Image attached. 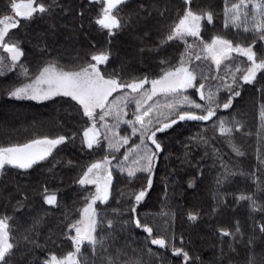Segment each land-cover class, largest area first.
Listing matches in <instances>:
<instances>
[{
    "label": "trees",
    "instance_id": "obj_1",
    "mask_svg": "<svg viewBox=\"0 0 264 264\" xmlns=\"http://www.w3.org/2000/svg\"><path fill=\"white\" fill-rule=\"evenodd\" d=\"M235 2L238 0H230V3ZM9 5L10 0H0V17L11 13ZM57 5L51 13L37 14L28 20L19 18V26L10 31L12 42L19 41L23 47L25 54L19 63L29 69L30 78L50 61H56L65 68H75L86 63L90 53L107 50L111 54L110 60L101 66L106 75L118 73L124 81L144 76L151 79L161 74L162 60L168 61L169 66L176 65L181 53L185 52L183 41L161 43L170 26L182 15L185 8L183 0H127L120 6L118 15L125 20L132 17V20L111 36L94 23L101 7L99 0H57ZM140 5H144L151 15L141 12ZM191 7L195 11L214 14L211 24L206 19L202 22L201 37L204 41L220 35L247 46L256 39L255 49L258 52L264 49V41H259L254 33L244 32L242 28L224 27L225 0H193ZM137 13L140 19L132 22ZM187 42L196 44L198 40L189 37ZM197 51L199 49H193V64L198 72L209 77L225 76L235 67L243 69L248 63L245 57L233 53L217 70L211 61H195ZM4 73L0 76V146L45 136L73 137L30 169L6 165L0 170V216L11 217L12 242L16 245L8 264H39L49 252L62 256L73 250V244L67 238L72 230L66 226L79 218L85 197L93 191L92 186H81L76 180L87 165L106 155L116 157L112 161L113 183L109 201L106 204L98 202L97 210L106 220L117 219L114 209L124 212L120 220L130 219L127 193L145 184L147 176L138 174V178L129 180L126 172L122 174L119 171L118 164L128 148L139 145L141 141L139 134L131 135V127L121 122L117 132L119 136L130 137L128 145L121 147L119 152H110L108 141L103 138L104 128L100 145L88 149L82 144V133L91 121L82 115L75 101L63 95L41 101L12 98L8 91L28 79L21 75L18 67ZM209 82L213 85L218 83L217 80ZM228 82H231L230 77ZM238 90L241 95L234 99L233 107L221 109L218 116L240 122L242 128L233 132L231 142L244 155L238 156L233 151L227 137L218 134L212 121L180 122L166 132L158 133L164 150L156 161L153 186L139 206L138 214L154 228L155 235L168 238L169 244L165 248L152 245L141 229L132 226L121 231L117 223L112 232L115 239L108 240L105 256L115 255L120 250L121 260L130 264L137 261L139 264H185L182 255H173L174 245L190 253L193 257L191 264H249L250 257L254 258V264H264V235L258 230L253 231L255 222L264 223V211L253 212L247 201L237 203L234 199V195L241 193L253 194L257 203L264 206V130L259 120V110L264 105V72L258 73L256 81L251 84L241 81ZM184 94L200 102L195 89ZM219 99L221 102L227 99L226 90H221ZM131 105L129 103L127 108ZM126 119H133V115L128 114ZM111 122L109 126L116 129L112 127L114 120ZM198 134L209 144L197 145L190 140ZM147 143L151 147V143ZM213 148L218 151L219 158L212 152ZM221 159L231 171L242 175L231 177L218 186L217 179L224 172ZM68 161L73 165L70 166ZM253 173L258 177L255 182ZM190 180L194 181L193 187L188 186ZM44 186L56 193V206L43 202L40 193ZM228 193L233 195H226V202L219 204L220 196ZM162 212L169 213V216L160 215ZM189 212L198 214L195 222L187 219ZM37 220L40 223H35ZM237 221L242 237L233 239L218 235L220 228L234 231ZM109 231L105 223L104 230L97 229L96 235L107 236ZM173 234L174 240L170 239ZM249 237L254 238L251 247L248 245ZM229 244L235 251L229 249ZM80 256L82 264H101L100 257L93 254L87 242L81 246Z\"/></svg>",
    "mask_w": 264,
    "mask_h": 264
},
{
    "label": "snow or ice",
    "instance_id": "obj_2",
    "mask_svg": "<svg viewBox=\"0 0 264 264\" xmlns=\"http://www.w3.org/2000/svg\"><path fill=\"white\" fill-rule=\"evenodd\" d=\"M99 2L101 7L94 23L100 29L107 30L109 36L114 35L116 30L125 27L129 20H132V17L125 20L124 17L118 15L120 6L126 4L127 0H99ZM183 3L185 8L182 15L178 16L177 20L170 26L168 34L161 41L162 44L173 40H180L185 43V52L181 53L177 64L169 66L168 61L162 60L161 64L164 67L161 68V74L156 78L150 79L148 76H144L143 78H133L131 81H124L118 73L106 75L101 70V66L106 65L110 60L111 54L107 50H97L90 53L87 62L75 68H65L56 61H50L38 71L34 78H30L29 69L19 63L21 57L25 54L23 47L19 41L12 42L10 31L19 26L17 17L28 20L37 14L51 13L58 6L57 0H50V2H45V0H10L9 6L12 14L0 17V49L8 54L7 59L10 60V65H6V58L0 56V76L5 74L3 70L5 67H8V71L18 67L21 75L28 79V82L20 83L18 86L11 88L8 95L16 99L27 98L32 100H47L57 95L70 97L72 101L79 105L82 115L91 121L90 126L84 128L82 133V144L88 149L100 145L101 133L97 126L98 120L103 122L100 127L106 129L103 138L108 141L107 147L110 152H119L121 147L129 144L130 137L113 133L112 138H109L107 133L111 132V127L106 118H113L115 124L112 127H119L121 122L129 125L131 135L139 134L141 143L132 145L124 153L123 159L118 164L119 171L122 174L126 172L129 180L138 178V174L147 176L145 184L127 193V212L130 219L120 220L119 217L123 216L124 212L114 209L117 219L106 220L98 212L96 205L97 202L106 204L109 201L113 183L112 160H115L116 157L111 156L110 158L106 155L102 159L87 165L76 183L81 186L93 185L95 191L85 197L84 205L79 210L80 218L66 226L67 229L75 232V235L67 234V238L73 244V250L62 256L49 252L44 259L40 260L39 264H82L81 245L85 241L92 247L93 254L100 257L101 264H130L129 261L121 260L120 250H117L115 255H104L107 252L108 240L115 239L112 232L115 230L117 223H119L121 231L132 226L141 229L147 234L146 239L152 245L161 248L168 246L169 239L165 236L155 235L154 228L144 222L138 214L139 206L153 186L156 161L164 150L158 139V133H164L180 122L212 121L218 134L221 137H227V142L232 146L233 151L238 156L244 155L231 142L233 132L241 130L242 125L235 119L228 121L218 116V112L221 109L228 110L233 107L234 99L241 95L238 90L241 81L244 84H251L256 81L258 73L264 72V49L259 52L255 49L256 39H253L252 43L247 46L234 43L232 40L220 35L213 36L210 41H204L201 37V21L206 19L207 23L211 24L214 14L211 11L193 10L191 7L193 0H183ZM140 10L146 15H151L144 5H140ZM224 15L225 28H242L244 32L254 33L259 41H264V0H238L235 3L225 0ZM139 19L140 15L137 13L135 20L132 22ZM189 37L196 38L198 43L188 44L187 38ZM193 49H199L195 52V61H211L217 69H220L233 53L245 57L248 63L243 69L239 66L235 67L225 76L209 77L203 72L197 71V67L193 64ZM45 50L46 48L42 49V51ZM229 77L230 83L228 82ZM210 80H217L218 83L213 85L209 82ZM149 84L151 85L150 89L145 87ZM125 89H131L132 93L139 96V98L125 96L123 107H119L117 103L120 97L109 102V97L113 93ZM187 89H195L200 102L185 95L184 92ZM222 89L227 92V99L223 102L219 99ZM161 97L165 101L163 104L160 103ZM154 98H156L154 103L149 104L148 102L153 101ZM133 100L135 103V111L132 113L133 119H124L128 115L125 108ZM146 105L147 107H145ZM259 120L261 121L260 127L264 130V105L259 110ZM72 138L66 135H59L55 138L45 136L30 139L25 143L0 146V170L4 169L6 165L18 169H30L38 162L46 160L52 155L54 149ZM190 140L197 143V145L200 143L209 144V141L199 134L190 138ZM148 141H150L152 147L148 145ZM212 152L219 158L216 149L213 148ZM133 154H135V158H132ZM129 161L130 163H128ZM220 163L224 168V172L217 179L218 186L228 182L231 177L242 175V173L231 171L222 159ZM68 164L71 166L73 162L68 161ZM252 177L254 182L258 180L255 173L252 174ZM193 185L194 181L190 180L188 186L193 187ZM40 194L46 205L56 206L58 204L56 193L50 192L46 186L42 188ZM226 195L233 194H222L219 204L223 205L226 202ZM234 199L237 203L247 201L253 212L264 211V206L257 203L253 194L241 193L234 195ZM160 215L168 217L169 213L162 212ZM172 216L174 218L175 214L172 213ZM187 219L195 222L198 219V214L189 212ZM10 220L11 217L0 216V264H8L9 258L13 255V250L16 247L12 242ZM35 223L38 224L40 221L37 220ZM105 223L107 229L111 231L107 236L98 237L96 235L97 229L103 231ZM165 223H168V221L165 220ZM257 230L261 235H264V223L255 222L253 231ZM217 232L220 237L235 239L237 236H243L238 221L234 231L220 228ZM170 239H175L174 234ZM180 239L182 241L183 238ZM33 243L35 242L33 241ZM253 243L254 238L249 237L248 245L251 247ZM36 246L39 247V245ZM229 249L235 251L232 244H229ZM148 251L151 252L152 249L149 248ZM221 252L223 253V249H221ZM172 253L175 256L182 255L185 264H191L193 260L190 253L182 247L173 245ZM135 264H139V262L137 261ZM249 264H254L253 257L249 258Z\"/></svg>",
    "mask_w": 264,
    "mask_h": 264
},
{
    "label": "rangeland",
    "instance_id": "obj_3",
    "mask_svg": "<svg viewBox=\"0 0 264 264\" xmlns=\"http://www.w3.org/2000/svg\"><path fill=\"white\" fill-rule=\"evenodd\" d=\"M12 13H9V14H7V15H11ZM3 17V16H2ZM16 19H18L19 20V17H17ZM203 22V20L201 21V23ZM7 39V38H6ZM0 56H4L6 59H5V63H6V65H10V60L9 59H7L8 58V54L7 53H5L4 51H3V49H0ZM227 61V60H226ZM225 61V62H226ZM224 62V63H225ZM214 67L216 68V66L214 65ZM217 69V68H216ZM4 71L5 70H8V67H5L4 69H3ZM218 70V69H217ZM38 74V73H37ZM31 78H34V76L33 77H31ZM26 82H28V80L27 81H25L24 83H26ZM146 88H148V89H150V87H151V85L149 84V85H146L145 86ZM188 90H190V89H187L186 91H188ZM185 91V92H186ZM125 96H128L129 98H131L132 96H136V94H134V93H132V91H131V89H125V90H118L116 93H113V95L111 96V97H109V102H111V101H113V100H116V98L117 97H120V100L119 101H117V103H118V105H119V107H123V98L125 97ZM188 96V95H187ZM13 98V97H12ZM136 98H139V96H136ZM23 99H27V98H23ZM155 99L156 98H154L153 99V101H149L148 103L149 104H152V103H154V101H155ZM37 101H41V100H37ZM162 101H164V99H163V97H161L160 98V103L161 104H163V102ZM132 105L130 106L131 108H125V111L128 113V114H132L134 111H135V103H134V100L132 101V102H130ZM145 107H147V105L145 106ZM97 111H99V110H97ZM128 116V115H127ZM98 119V118H97ZM124 119H126V117H124ZM106 120H107V123L108 124H111L112 122V120H113V118L112 117H107L106 118ZM115 122V121H114ZM114 122H113V124H114ZM101 123H103V122H100L99 120H98V124H97V126L99 127V129H100V133H102L103 131H104V128L103 127H100L99 126V124H101ZM116 129H113V128H111V132H108L110 135H113V133H118L117 132V128L118 127H115ZM101 138H102V135H101ZM101 141V140H100ZM148 142H150V141H148ZM152 147V146H151ZM111 158V157H110ZM113 161V160H112ZM90 186H92V189H93V191H92V193L95 191V187L93 186V185H90ZM98 203V202H97ZM96 207H97V205H96ZM79 218H80V216H79ZM78 218V219H79ZM77 219V220H78ZM71 235H75V232H74V230H72V233H71ZM86 242V241H85ZM82 246V245H81Z\"/></svg>",
    "mask_w": 264,
    "mask_h": 264
}]
</instances>
